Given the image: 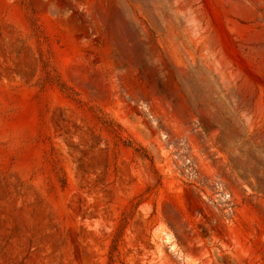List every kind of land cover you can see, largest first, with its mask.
Masks as SVG:
<instances>
[{"label": "rangeland", "instance_id": "374dc122", "mask_svg": "<svg viewBox=\"0 0 264 264\" xmlns=\"http://www.w3.org/2000/svg\"><path fill=\"white\" fill-rule=\"evenodd\" d=\"M0 264H264V0H0Z\"/></svg>", "mask_w": 264, "mask_h": 264}]
</instances>
